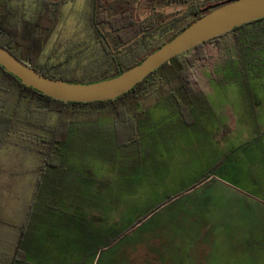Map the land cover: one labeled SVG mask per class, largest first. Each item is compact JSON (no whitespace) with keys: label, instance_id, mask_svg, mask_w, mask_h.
<instances>
[{"label":"rangeland","instance_id":"obj_1","mask_svg":"<svg viewBox=\"0 0 264 264\" xmlns=\"http://www.w3.org/2000/svg\"><path fill=\"white\" fill-rule=\"evenodd\" d=\"M101 2V9L103 8L108 16L120 11H128L137 23L156 21L159 24L156 33L145 41L150 48H155L177 29L192 21V17L186 15L188 5L177 2L153 0H101ZM41 4V0H11L7 5V12L14 19L21 17L33 20ZM96 7L97 0H63L57 25L37 61L39 67L75 76L111 72V59L101 48L99 39H103L108 49L118 56L127 53L128 48H117L116 37L108 27L95 23ZM246 31L256 33L257 43H254V36L243 39L240 44L235 43V36L229 33L218 42L205 44L204 58L198 60L193 67L194 80L202 90L210 88L214 93L220 92V94L209 96V102L212 105L214 98L218 99L217 102L225 108L234 106L236 111L243 109L244 120L249 119L251 109H254L256 118L264 120V23L239 31V35L247 34ZM146 53H149L148 50ZM25 95L24 97L18 94L17 97L10 95L5 105L6 111L18 118H23L27 115L28 108L43 105L37 97ZM16 98L20 100L16 102ZM145 98L144 103L149 102L150 97ZM201 98V96L195 98L193 102L195 105L191 108L193 111L201 112ZM79 110H81L77 117L79 120H86L85 122L89 123L94 121V123L89 127H86L87 124H81L83 130L79 139L66 143L63 151L58 155L62 158L61 170L59 175L54 174L50 178L46 188L50 193V201H59L60 181L64 178L69 179L65 186L69 183L72 185L71 178L76 177L85 179L92 177L98 182L107 181L111 187L120 185L118 176L122 165L115 163L107 172L106 166L100 163V159L105 160L109 157H111L110 163L113 160L123 162L124 173L121 174L126 175L124 179L133 189L126 196L128 200L124 198L122 202L125 205L131 204L130 212L123 219L124 224L115 226L110 224V233H119L117 235L120 239L114 243L111 240L110 244L100 249L96 256L86 257L83 264H92L93 259H95L94 264H143L140 261L141 250L138 248L139 242L141 243L139 228L132 226L145 210L150 209L151 205L173 198L175 199L173 204L167 207L165 213L170 212L168 215H172L173 212L180 211L183 220L189 221V231L195 238L196 264H243L245 262L239 261L235 253L252 247L257 249L262 245L264 228L254 230L250 228V223L247 221H231L235 215L243 217L246 214L249 215L245 212L244 205L248 199L225 192L221 185L212 180V173L210 178H207L208 173L210 171L214 173L215 170L204 169L200 151H195L188 156L187 152L175 145L173 147L176 151L172 154L170 135H166V139L163 140L168 144L159 152L154 127L156 120L153 121L156 114L154 110L149 111L151 118L148 123L151 127L147 129L148 138L141 140L137 130L135 133L139 139L138 142L129 144L127 148L121 147L122 141H126L128 137L127 134L124 136L121 128L120 136L112 134L115 119L109 113L90 114L86 107ZM196 115V118H202L201 113ZM161 116L167 119L166 114ZM56 121L57 115H49L47 125L52 126ZM95 121L98 122L95 123ZM158 122L162 123L161 120ZM167 129L170 130L171 127ZM64 137L65 135L62 140ZM153 137L155 140H152ZM199 137L195 135L191 141L195 142ZM18 142L20 139L11 134L8 142L0 146V194H5L1 196L0 201L1 207L4 208L1 219L2 229L8 225L18 226L20 222L18 219L22 216L26 198H28V183L34 178L32 172L40 168L43 163L41 156L28 148L18 147L16 145ZM176 157L178 160L182 158L179 164ZM227 176L236 177L233 172ZM63 189L65 190L66 187ZM204 197L211 200L210 207H203ZM141 199H148L146 201L148 203L136 205ZM40 200L34 199L27 217L28 221L30 217L32 220L35 219L39 213ZM133 203L136 206L132 207ZM48 212L50 216L54 215L53 210L49 209ZM105 218L109 216L106 215ZM128 222L132 226L128 228L129 230H124ZM9 226L7 228L11 229ZM10 234L11 232L5 234L6 237L3 238L4 253L0 255V259L4 262L10 264L67 263L63 262V256L59 259H56L57 256H53V259L45 258V261L43 258L34 260L32 256L16 259V254L11 253L13 237ZM99 240L100 242L103 240L101 233ZM206 250H209L210 254H203ZM224 251L228 252V255H222ZM259 264H264V261H260Z\"/></svg>","mask_w":264,"mask_h":264},{"label":"crops","instance_id":"obj_2","mask_svg":"<svg viewBox=\"0 0 264 264\" xmlns=\"http://www.w3.org/2000/svg\"><path fill=\"white\" fill-rule=\"evenodd\" d=\"M216 94H220V92L214 93L210 88L201 89V112L191 109L195 105L193 103L195 98L190 102L185 96H177V103L174 102V98L170 99L166 96L158 98L154 105L144 109L145 117L137 124L139 137L141 140L148 138L147 129L151 127L148 123L151 118L149 111L154 110L156 114L153 121L156 120L154 127L159 152L168 144L163 140L166 139V135H170L172 154L176 151L173 147L175 145L187 152L188 156H191L195 151H200L203 156L204 169L215 170L214 173L210 171L207 178H210L212 173V180L221 185L225 192L248 199L244 205L245 212L249 215L246 214L244 217L235 215L231 221H247L250 223L251 229H262L264 228V120L256 118L254 109H251L249 119L244 120L243 109L236 111L234 106L225 108L217 102L218 99L214 98L212 105L209 102V96ZM163 113L167 115L166 120L161 116L164 115ZM200 113L202 118H196L195 114L198 116ZM160 120L162 123L158 122ZM85 121L78 120L70 126V130L67 131L60 145L59 154L63 151L66 143L79 139L83 130L81 124H87L86 127H89L94 123V121H92L93 123ZM170 127L171 129L168 130L167 128ZM197 129L199 130L197 131ZM112 130V134L115 136L114 122ZM195 135L202 136L193 142L191 140ZM152 140L155 138L153 137ZM135 142L122 141L121 147L127 148L129 144ZM110 158L100 159V163L106 166V171L108 172L110 166L117 163L119 166L122 165L120 172L124 173L123 162L113 160L110 163ZM181 159L178 160L176 157L178 164ZM61 167L62 158L58 156L57 167L45 168L41 176L40 168H36L32 172L34 178L28 183V198H26L22 216L18 219L20 220L18 226L10 225L11 229H8V225L2 229L1 219L4 215V208L0 204V255L4 253L3 238L6 237L5 234L11 232L10 235L13 237L11 253L12 255L17 254L15 256L18 260L21 257L32 256L35 258L34 260L43 258L45 261V258L57 256L56 259H59L60 256H63L62 260L64 263L67 262L66 264H83L86 257L96 256L100 249L109 245V242L119 234L110 233V224L113 226L124 224L123 219L130 212L131 204L122 203L124 198L128 200L126 196L133 190L129 187L131 184L124 179L126 175L119 173L118 180L121 184L115 187H111L107 181L98 182L92 177L88 179L71 178L72 185L69 183L68 186H65L69 179L64 178L60 181L59 201L51 202L50 193L46 190L47 184L54 174L59 175ZM231 172L235 174V178L227 176ZM38 183H40V188L37 196L34 197ZM64 187H66L65 190ZM2 195L5 194H0V201ZM41 197L42 200H40ZM33 198L40 200V211L35 219L32 220L30 217L28 221V211ZM173 199L162 200L151 205L150 209L145 210L135 221V225L132 226L128 222L124 229L138 226L141 240L138 248L141 250L140 261L143 264H196L195 238L189 231V221L183 220L180 211H175L172 215H168L170 212L165 213L167 207L173 204L175 200ZM141 200L136 205H141L143 202L148 203L146 202L148 199ZM136 205L133 203L132 207ZM202 205L210 207L212 202L209 198L204 197ZM119 207L122 209L120 210ZM49 209L54 211L53 216L49 215ZM106 215L109 218H105ZM260 225L261 227H259ZM100 233L103 238L101 242L99 240ZM117 237L120 239L119 235ZM261 244L257 249L252 247L238 250L235 257H238L239 261L245 262L243 264H259L260 261H264V238H262ZM205 253L208 255L210 251L206 250L203 254ZM222 255L226 256L228 252L224 251ZM0 261L4 262L3 259ZM94 261L95 259L92 264Z\"/></svg>","mask_w":264,"mask_h":264},{"label":"trees","instance_id":"obj_3","mask_svg":"<svg viewBox=\"0 0 264 264\" xmlns=\"http://www.w3.org/2000/svg\"><path fill=\"white\" fill-rule=\"evenodd\" d=\"M9 1L11 0H0V46L45 77L68 83L87 84L114 78L123 71L140 64L147 55L172 40L190 26L191 23L217 7L235 0H153L186 4L188 5L186 15L192 17L190 23L177 29L155 48H150L148 44H145V41L156 33L159 25L156 21L137 23L128 11H120L115 15L108 16L105 10L101 9V0H97L95 23L97 25H106L116 37L117 48L127 47L128 51L121 56L115 55L111 49H108L105 41L99 39L101 48L111 59V72H99L84 76L63 74V72L37 65V61L57 25L63 0H41V8L33 20H26L21 17L17 19L11 18L9 12H7ZM261 23H264V18L244 24L229 33L235 36V43L239 42L238 44H240L243 39L246 40L253 36L255 37L254 43H257L255 32L246 31L247 34L242 33L239 35V31ZM227 34L199 44L195 49L172 58L134 86L129 92L112 101L72 103L54 100L25 87L15 77L0 67V146L8 142L11 134L20 139V142L16 144L18 147L28 148L42 157L41 176L45 168L58 166V154L62 137L70 130V126L79 120L77 118L79 113H81L79 109L83 107H86L90 114L109 113L116 120H114L115 134L120 136L121 128L124 131V136L125 134L128 135L126 141L135 142L138 140L135 133L138 130L137 124L145 117L146 112L144 109L154 105L158 101V96L174 98L175 103H177V96H185L187 101L189 100L190 102L197 96H201V87L194 80L193 67L198 60L204 58L203 47L205 44L218 42ZM146 50L149 53H146ZM17 94L20 97H24L23 95L25 94L37 97L43 105L41 107L28 108L26 110L27 115L23 118H18L8 113L5 107L7 98L10 95L17 97ZM147 96L150 97V100L144 103ZM19 100L16 98V102ZM53 114L57 115V121L54 125L49 126L47 125V119L49 115ZM40 183L36 186L34 197L37 196ZM33 202L34 198L32 205ZM116 240H118L117 235L113 241ZM0 264L10 263L0 261Z\"/></svg>","mask_w":264,"mask_h":264},{"label":"water","instance_id":"obj_4","mask_svg":"<svg viewBox=\"0 0 264 264\" xmlns=\"http://www.w3.org/2000/svg\"><path fill=\"white\" fill-rule=\"evenodd\" d=\"M264 18V0H235L208 12L169 42L118 76L99 82L68 83L45 77L0 46V67L27 88L61 102L112 101L129 92L172 58L199 44L227 34L244 24Z\"/></svg>","mask_w":264,"mask_h":264}]
</instances>
